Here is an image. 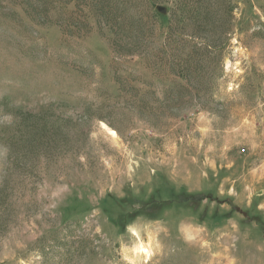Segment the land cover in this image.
Listing matches in <instances>:
<instances>
[{
	"label": "rangeland",
	"instance_id": "rangeland-1",
	"mask_svg": "<svg viewBox=\"0 0 264 264\" xmlns=\"http://www.w3.org/2000/svg\"><path fill=\"white\" fill-rule=\"evenodd\" d=\"M86 1L0 0V264H264V0H130L143 30ZM211 29L208 90L175 92L161 42Z\"/></svg>",
	"mask_w": 264,
	"mask_h": 264
},
{
	"label": "trees",
	"instance_id": "trees-1",
	"mask_svg": "<svg viewBox=\"0 0 264 264\" xmlns=\"http://www.w3.org/2000/svg\"><path fill=\"white\" fill-rule=\"evenodd\" d=\"M21 1L23 12H25L28 18L38 19L43 22L52 21L54 18L60 17L66 10V7H68L69 5V0ZM72 1L74 2L76 0ZM89 1L90 3L87 6H84L85 10L87 9L89 15L93 17L95 16L94 18H97V23L104 24V26L108 29H115L118 27L119 29L127 30L129 28H132L133 24H135L134 27H136L137 29H140L142 27L141 25L144 22L143 20L138 19L132 22V19H134L136 15L131 16L132 8L130 5V0H87L86 2L88 3ZM148 1L151 3L156 2L154 0ZM203 1L209 2L208 0ZM217 1H222L221 4L226 5L227 2L231 4L232 0H210V5H208L206 16H202L198 8L197 13L195 10V16L188 15L186 13L188 4H185L182 6V12L184 15L183 17H181V21L188 22L191 18H203V20L207 23L209 15H212V13L215 11L214 9H212V5ZM235 6L236 5L230 6L229 9L232 16ZM151 9H154L153 14L157 16L158 12L155 9V6H151ZM87 12L85 13V17L87 15ZM68 14H70V12ZM74 21L75 19L68 21L69 26H76V22ZM80 22L86 25L88 24L86 23V20ZM77 26H79V24ZM140 30H143V28H141ZM261 31L264 30H262V28H257L253 32L255 34H258ZM210 32L212 33L206 34L204 39L192 38L188 40L187 37L182 36L179 37V40L168 42L166 39L167 37H165L161 42L163 49L168 52V55L171 54V62L166 68L170 72L169 84L173 83L171 84L172 86L170 88H172L173 86L179 88V90H177V88H174L175 92H180L182 89H185L186 91L188 90L189 93H192L193 89H196V91L194 90V94L199 95L200 90H202L204 87L207 86L205 90H208L210 77L207 75L206 64L210 63L208 62L209 59L219 57V52L222 50L223 45L229 42V38H227V36L224 37L222 34H215L217 32V29H211ZM75 33L76 32H74V34ZM144 41H146V39L144 38L142 33H139L135 39V43H143Z\"/></svg>",
	"mask_w": 264,
	"mask_h": 264
},
{
	"label": "bare ground",
	"instance_id": "bare-ground-1",
	"mask_svg": "<svg viewBox=\"0 0 264 264\" xmlns=\"http://www.w3.org/2000/svg\"><path fill=\"white\" fill-rule=\"evenodd\" d=\"M113 134L116 135V132L113 131ZM140 249H142L147 256L149 255V249H147L145 246H140Z\"/></svg>",
	"mask_w": 264,
	"mask_h": 264
}]
</instances>
